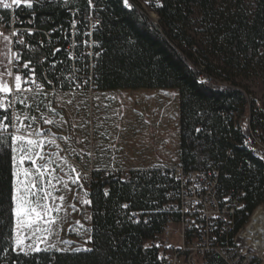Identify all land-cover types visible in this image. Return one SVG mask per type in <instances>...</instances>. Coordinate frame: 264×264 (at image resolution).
Returning a JSON list of instances; mask_svg holds the SVG:
<instances>
[{
  "label": "trees",
  "instance_id": "16d2710c",
  "mask_svg": "<svg viewBox=\"0 0 264 264\" xmlns=\"http://www.w3.org/2000/svg\"><path fill=\"white\" fill-rule=\"evenodd\" d=\"M132 1L134 7L126 9L123 0H94V14L102 23L94 34L96 67L90 69L88 59L77 61V66L93 75L98 92L179 93L180 166L218 172L220 196L244 194L245 208L237 215L232 241L264 205V163L245 143L250 130L264 139V103L258 108L256 95L244 84L257 80L264 86V0H158L147 6L157 23L143 3ZM90 12L87 0H41L17 13L23 24L36 30L24 34L29 45L24 56L33 60L40 79L47 73L66 89L74 66L68 54L71 23L75 17L85 28ZM10 19V14L0 13L5 28ZM247 113L251 129L244 128ZM0 176L8 208L7 169ZM90 176L92 252L53 251L51 262L43 252L17 256L10 231L15 218L5 214L0 264H36L35 257H43L41 264H163L150 243L170 218L180 220L164 208L177 200L179 184L156 169L133 170L129 179L108 176L105 170ZM133 213L148 215L150 221L136 222ZM206 260L225 264L215 253Z\"/></svg>",
  "mask_w": 264,
  "mask_h": 264
},
{
  "label": "rangeland",
  "instance_id": "374dc122",
  "mask_svg": "<svg viewBox=\"0 0 264 264\" xmlns=\"http://www.w3.org/2000/svg\"><path fill=\"white\" fill-rule=\"evenodd\" d=\"M136 1L143 3L148 10L147 6L158 0ZM248 1L253 2L254 0ZM130 2L133 1L128 0L129 4ZM148 13L150 19L157 23V16L150 10H148ZM0 32L9 34L8 27L5 28L4 25H0ZM5 44H7V48ZM11 47V37L10 42L3 41V38L0 37V64L7 63L5 54L8 53V49H11ZM10 56H12V52L9 53ZM244 84L256 95L260 104H262L261 102L264 103V86L259 81L251 80ZM68 100H71L72 103L68 104ZM35 101L37 103L51 101L52 106L57 108V112L68 121V124H65L62 128L41 124H37L36 127L50 129V132H56L58 138L66 135L72 137L71 147L61 142V146L67 148V151L61 154L83 176L80 181L83 188L70 184L71 190L61 188L59 192L55 193L56 195L65 196L63 203L67 211L61 212L63 219L59 227V234L51 236L49 242L56 244L61 249L68 248L71 250V247H73L63 242H75L73 238L75 225L80 214L84 221L82 226L84 233L80 234L81 241L79 243L86 244L85 231L87 225L90 227V223H86L87 205L89 204L81 203L80 197L86 191L88 194L87 199H89L90 170L117 169L133 171L149 166V169L180 166V97L175 90H116L97 91L89 94L77 91H58L49 94L46 98L37 96ZM73 122L84 126L83 128L73 129L71 127ZM78 140H84V143H78ZM112 145L115 146L112 147ZM246 148L253 154L254 158L264 163V155L259 153L260 157L258 158L255 154V151L258 150L254 144H246ZM72 149H75L76 153H81V150H83V153L91 152L92 155L91 157L85 155L81 159L79 155L69 154ZM101 149H104V151H101ZM50 150L55 151V149ZM27 166L26 164L25 167ZM64 170H68L67 166ZM72 204H75L76 210L69 207ZM261 211H264V205L253 214L249 223L244 227L246 236L257 225L255 216ZM251 238L253 240L257 239L256 237ZM252 242L255 244L254 241ZM30 243H32V240L23 239L25 246ZM43 247L44 245L41 244V248ZM255 247L257 248V245ZM14 249H16L15 231ZM15 251L17 252L19 249Z\"/></svg>",
  "mask_w": 264,
  "mask_h": 264
},
{
  "label": "snow or ice",
  "instance_id": "6c2138e0",
  "mask_svg": "<svg viewBox=\"0 0 264 264\" xmlns=\"http://www.w3.org/2000/svg\"><path fill=\"white\" fill-rule=\"evenodd\" d=\"M123 2L131 7L128 0H123ZM19 3L20 0H11V3L7 0H0V6L3 9H10L13 4L18 5ZM93 4L94 0H87L88 6ZM29 7H31L30 4ZM16 35L15 30L9 34L0 32L3 41L8 42H10V36ZM17 43L23 44L24 41L18 40ZM5 47L7 48V44ZM9 53L11 49H8V53L5 54L7 63L0 64V171L7 169L9 176L8 208H5V195L0 193V231L7 227L4 220L5 214H10L9 220L11 216H14L15 228L10 231L16 233V249H19L17 256L22 253L24 257H31L33 253L43 252L49 254L51 262L50 254L53 250L56 252L69 251L68 248L61 249L49 242L51 236L59 234L63 219L61 212L67 211L63 203L65 196L55 193L61 188L71 190L70 184L83 188L80 183L83 176L61 154L67 151V148L61 146V142L71 147L72 137L66 135L58 138L56 132L36 127L37 124H41L62 128L68 124V121L57 112V108L52 106L51 101L47 103L35 101L37 96L46 98L49 93L37 77L35 68L30 67L33 60L28 59L21 65L19 53L10 57ZM47 82L53 83L52 80ZM67 103L71 104L72 101L68 100ZM83 126L75 122L71 124L73 129L83 128ZM77 142L82 144L84 140ZM50 149H55V151ZM69 154L79 155L81 159L85 155L88 157L92 155L91 152L83 153V150L81 153H76L75 149H72ZM26 164L27 167H25ZM65 166H67V171L64 170ZM3 179L4 177L0 176V181ZM87 195L84 191L83 196L80 197L81 203L91 204ZM104 195H108L107 190ZM69 207L76 210L75 204ZM123 207L127 208L128 205L125 204ZM23 239H30L32 243L25 246ZM90 241L91 238L87 242ZM41 244L44 245L43 248ZM72 251L92 252L93 249L77 248ZM34 259L36 264H41L43 257Z\"/></svg>",
  "mask_w": 264,
  "mask_h": 264
},
{
  "label": "built area",
  "instance_id": "2783aa9c",
  "mask_svg": "<svg viewBox=\"0 0 264 264\" xmlns=\"http://www.w3.org/2000/svg\"><path fill=\"white\" fill-rule=\"evenodd\" d=\"M41 0H20V3L13 4L10 9H3L0 6V13H8L11 16L8 32H17L16 36L11 37L12 55L19 53L21 65L27 61L25 50L29 47L24 34L32 35L35 29L26 26L17 16L23 9L30 8ZM51 1V0H49ZM65 2V0H61ZM71 1V0H67ZM79 1V0H75ZM11 3V0H7ZM132 8L134 2H130ZM90 14L85 19L87 26L80 28V22L73 17L71 23V38L68 46V54L74 66L67 74L66 89L59 87L51 80L47 73H43L41 83L49 94L64 91H77L86 94L97 92L93 75L87 74L77 66V61H89L90 69L96 67L95 52L96 42L94 34L101 28V21L94 14V4L89 6ZM74 16V14H73ZM30 21V20H28ZM23 40L24 43H17ZM30 67H36L34 63ZM26 71V70H25ZM37 75V71H36ZM39 78V76L37 75ZM46 77V78H45ZM210 83V79H206ZM49 96V95H48ZM43 97V96H42ZM258 108L261 104L258 101ZM243 115L244 128H248V115ZM250 138L246 144H254L259 153L264 155V139L259 133L250 130ZM159 170L163 176L172 177L179 184V196L177 200H171L165 209L171 214L178 215L179 221L170 218L162 234L156 236L150 245L159 252V257L163 264H207L206 256L209 253L217 254L225 264H252L259 261L264 264V253H260L251 245L246 237L244 227L230 241L231 233L237 227V215L245 208L243 201L244 194L240 193L235 197L220 196L218 191L219 173L216 171H186L183 167L176 168H152ZM95 170H90L93 173ZM106 175L123 179L130 178V170H105ZM227 198V199H226ZM136 222L141 220L144 223L150 221L148 215L133 213ZM225 236V239H223ZM170 246V247H169Z\"/></svg>",
  "mask_w": 264,
  "mask_h": 264
},
{
  "label": "crops",
  "instance_id": "0c3cea01",
  "mask_svg": "<svg viewBox=\"0 0 264 264\" xmlns=\"http://www.w3.org/2000/svg\"><path fill=\"white\" fill-rule=\"evenodd\" d=\"M94 164V162H92ZM149 167H143V168H138V169H149ZM90 200V199H89ZM87 209H88V215L86 216V223L89 224L90 223V227L89 225H87V228H86V238H87V241H89V238H91V241L90 242H87L85 245H83L82 243H79V241H81V237H80V234H83L84 233V228L82 227L83 226V219L81 217V214L79 215V217L77 218V221L78 223H76V228H75V235H74V241L75 242H70V243H67V245H71L73 247H71V250L67 251V252H73L72 249H77V248H92L91 244H92V212H91V204L87 205ZM90 218V219H89Z\"/></svg>",
  "mask_w": 264,
  "mask_h": 264
},
{
  "label": "bare ground",
  "instance_id": "6f19581e",
  "mask_svg": "<svg viewBox=\"0 0 264 264\" xmlns=\"http://www.w3.org/2000/svg\"><path fill=\"white\" fill-rule=\"evenodd\" d=\"M124 7L126 9L132 8V6L128 7L125 4ZM255 154L257 155L258 158L260 157L258 151H255ZM255 220L257 222V225L248 233V236L246 237L249 239L248 241H250L251 245L254 246L256 250H258L260 253H264V211L257 213L255 216ZM251 237H256L257 239L253 240ZM252 241H254L255 244ZM255 245H257V248L255 247Z\"/></svg>",
  "mask_w": 264,
  "mask_h": 264
}]
</instances>
